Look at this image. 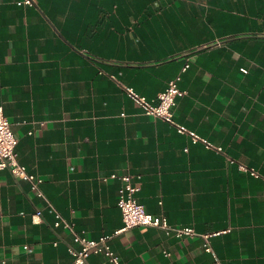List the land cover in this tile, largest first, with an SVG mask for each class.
<instances>
[{
	"label": "crops",
	"instance_id": "0c3cea01",
	"mask_svg": "<svg viewBox=\"0 0 264 264\" xmlns=\"http://www.w3.org/2000/svg\"><path fill=\"white\" fill-rule=\"evenodd\" d=\"M179 74L175 117L211 145L125 89L157 102ZM0 104L49 200L78 231L112 235L121 264H264V0H0ZM113 172L134 175L149 211L201 234L116 233ZM56 221L0 167V264H72L81 244ZM219 231L208 250L203 234ZM83 264L117 263L92 252Z\"/></svg>",
	"mask_w": 264,
	"mask_h": 264
},
{
	"label": "built area",
	"instance_id": "2783aa9c",
	"mask_svg": "<svg viewBox=\"0 0 264 264\" xmlns=\"http://www.w3.org/2000/svg\"><path fill=\"white\" fill-rule=\"evenodd\" d=\"M35 0H19V3H34ZM188 62L183 70H187L190 66ZM182 74L177 75L169 81L168 87L159 94L157 102L151 100L148 96L140 93L135 87L125 85L128 94L144 109L148 114L156 117L164 118L179 127V130L190 132L193 134L195 140H204L211 145L212 143L206 138L190 130L186 125L180 123L175 117V108L178 104V96L187 93L180 85ZM33 132V131H32ZM19 137L16 134L13 124L6 114L4 104H0V167L11 168V170L18 176L29 180L37 193L48 200V204L57 211V225L65 223L74 233L76 242L81 244L80 248L71 246L70 249L74 254V261L72 264H83L92 252L105 254L109 260L114 263L121 264V256L113 249L110 242L112 235L105 234L99 238H91L87 234L82 233L76 229L75 223L64 218L62 213L57 210L54 204L49 200L45 191L41 187L44 181L43 176L29 170L28 166L20 159L18 151ZM246 170H251L255 174H259L257 170L242 164ZM110 177L121 178L123 184L119 192V205L123 211L124 226L116 233L127 230L134 226H157L164 228L168 233H174L178 236H196L201 234L194 226L190 225H174L170 222L168 216L165 214H156L149 211L146 206L139 201L137 192L140 185L134 181V175L131 173L119 174L113 172L105 176L104 179L108 180ZM42 211L39 210L36 214L40 216ZM219 232L204 233L206 237V246L208 250H213V246L209 239L211 235L218 234ZM30 247V246H28ZM3 264H8L5 259Z\"/></svg>",
	"mask_w": 264,
	"mask_h": 264
}]
</instances>
